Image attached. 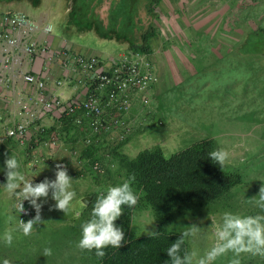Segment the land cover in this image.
Here are the masks:
<instances>
[{
	"label": "rangeland",
	"instance_id": "rangeland-1",
	"mask_svg": "<svg viewBox=\"0 0 264 264\" xmlns=\"http://www.w3.org/2000/svg\"><path fill=\"white\" fill-rule=\"evenodd\" d=\"M60 1L45 0L50 6L43 8L44 12L50 11L47 22L53 24L56 34L88 46L102 58L125 53L122 49L126 43L99 36L101 27L96 21L95 7H74L69 14L65 13L66 8L58 5ZM62 1L65 5L66 0ZM94 1L90 0L89 5ZM143 1L146 0H118L116 8L122 11L127 3L134 5ZM153 1L148 9L156 14L151 20L156 37L151 41L160 51L157 58L153 57L158 80L150 108L155 114L146 115L145 119L140 116L135 132L121 150L136 156L143 149L160 145L165 154L171 156L209 137L215 140L218 151L228 153L221 164L231 169L239 167L243 173V183L234 196L233 208L223 207L213 214L180 221V229L193 236L191 263L199 264L207 251L225 242L218 237L224 227L225 212L252 215L247 209L246 198L249 197L252 209L253 206L256 209L252 216H264V206L256 208L257 200L264 205L261 199L264 189V41H261L264 40V0ZM24 3V6L14 5L33 13L40 11L31 3ZM88 11L89 18L80 23L81 15ZM128 18L125 17L124 22ZM142 18L136 15L134 8L130 10V19L136 24ZM89 22L97 24L98 28L89 29ZM79 27L85 30L79 31ZM252 31L254 34H249ZM128 33L130 35L131 31ZM247 35L249 40L245 38ZM243 39L247 43L238 44ZM257 48H262V52L255 53ZM76 130L77 136L66 141V148L51 158L47 155L37 170L28 164L27 153L31 152L25 145L16 140H0V260L6 258L9 264L94 263L88 248L80 243L86 207L82 198L90 196L92 202V194L100 190L101 184L105 185L107 170L99 177L93 173L83 175L71 168L66 173L69 178L66 191L73 192L74 196L69 205L60 208L59 199L63 195L55 183L60 170L50 163L55 159L74 163L71 148L83 151L79 142L83 130L77 127ZM12 158L17 160L15 168L7 165V160ZM10 173L16 175L10 179ZM45 181L50 185L47 195H22L26 182L35 185ZM10 184L17 186L10 188ZM19 196H23L33 210L32 227L27 233L20 224ZM134 209L132 233L135 236L155 233L157 222L151 210L137 205ZM233 260H239L240 264H264V256L259 253L237 254L232 250L208 264H230Z\"/></svg>",
	"mask_w": 264,
	"mask_h": 264
},
{
	"label": "built area",
	"instance_id": "built-area-1",
	"mask_svg": "<svg viewBox=\"0 0 264 264\" xmlns=\"http://www.w3.org/2000/svg\"><path fill=\"white\" fill-rule=\"evenodd\" d=\"M53 32L51 22L26 12L0 14V86L14 94L9 113L0 107V140L29 145L28 164L37 170L47 155L66 148L63 121L69 119L72 134L76 127L83 130V150L101 157L71 148L74 163H50L66 173L74 167L83 175H103L109 165L104 158L135 132L140 116L152 113L151 91L158 80L153 62L148 53L132 48L102 58L77 50L67 39L53 42ZM17 206L24 226L31 208L23 199Z\"/></svg>",
	"mask_w": 264,
	"mask_h": 264
},
{
	"label": "trees",
	"instance_id": "trees-1",
	"mask_svg": "<svg viewBox=\"0 0 264 264\" xmlns=\"http://www.w3.org/2000/svg\"><path fill=\"white\" fill-rule=\"evenodd\" d=\"M154 33L152 26L147 27L132 47L148 53L149 39ZM248 35L245 38L249 40ZM246 43L243 39L238 44ZM154 114L149 113L148 116ZM63 122L66 131L70 132L74 128L69 119ZM75 135L67 137L66 140H73ZM131 135L112 149L108 158H104L109 164L104 174L105 185L101 184L100 190L92 194V202L84 208L83 225L96 218L93 209L99 199L106 195L107 188L123 182L130 184L137 197L135 204H122L120 216L113 221L114 227L122 232L119 244L102 246V257L97 255L99 250L95 247L87 249L93 264H175L177 259L181 264H192L190 240L193 236L180 229V221H190L203 214H213L223 207L233 208L236 204L234 196L243 183V173L239 167L231 169L222 165L220 160L212 155L213 151H218V146L212 138L196 141L171 156H167L160 145L143 149L136 156H130L121 148ZM29 148L28 145L26 150L29 151ZM83 153L93 158L100 155L93 149H87ZM113 166L115 168H112ZM246 201L249 206L247 209L252 215L256 214L255 206L252 209L253 204H250L252 198L247 197ZM262 203L257 200L256 208H262ZM135 205L151 210L157 222L155 233L146 236H135L132 233ZM176 244H179V247L174 253H170L169 249Z\"/></svg>",
	"mask_w": 264,
	"mask_h": 264
},
{
	"label": "clouds",
	"instance_id": "clouds-1",
	"mask_svg": "<svg viewBox=\"0 0 264 264\" xmlns=\"http://www.w3.org/2000/svg\"><path fill=\"white\" fill-rule=\"evenodd\" d=\"M73 135L74 134H72V136ZM6 141L8 140L3 142ZM84 151L85 150H83V152ZM212 155L216 159L223 161L228 153L227 151L220 150L213 151ZM7 165L9 168H15L17 166V160L15 158L9 159L7 160ZM15 175V173H10L9 178L11 179ZM20 179H23V177L21 176ZM55 183L60 188V194L63 195V198L59 199V207L64 208L66 205H69L74 196L73 192L66 191V186L69 184V178L64 170L58 172V179ZM16 186V184L9 185L10 188H15ZM49 186L50 185L47 181L35 185L26 182L22 195L25 197L47 195ZM261 191V199L264 200V189ZM20 198L29 206L23 196H19L17 201ZM136 200L137 197L128 182L109 186L106 190V195L99 199L97 206L93 209V215L96 218L83 225V238L80 242L81 246L87 248L95 247L99 250L97 255L102 257L104 255V252L100 250L102 246L108 244L118 245L122 238V232L120 229L114 227L113 221L120 216L122 204H135ZM31 211L33 216L32 208ZM76 216L79 218L80 213L77 212ZM31 227V222L24 225V232L27 233ZM4 235L10 241V237L7 236V233H4ZM218 237L225 242L218 243L207 251L206 255L199 260V264H208V261L221 257L229 250H232L237 254L253 252L254 254L259 253L264 256V216H241L239 214L225 212L224 227L222 231L218 232ZM178 247L179 244L173 245L172 248L169 249V252L174 253ZM0 264H9V260L4 258L0 260ZM175 264H181L180 260H175ZM230 264H240V262L239 260H233Z\"/></svg>",
	"mask_w": 264,
	"mask_h": 264
},
{
	"label": "crops",
	"instance_id": "crops-1",
	"mask_svg": "<svg viewBox=\"0 0 264 264\" xmlns=\"http://www.w3.org/2000/svg\"><path fill=\"white\" fill-rule=\"evenodd\" d=\"M90 0H66V3L64 5V2L61 0L58 5L60 7L66 8L65 13L71 14V12L74 10V7H79L82 8L83 5L87 7H95L96 12H98V15H96V21L101 27V31H99V36L102 38H110L109 40H114L116 39L117 41H122L123 43H126L127 46L125 49H122L123 52H126L131 49V47L138 42L140 39L141 33L143 30H145L147 27H150L152 25V18L156 17V14L150 13L149 5L152 2V0H146L143 1L142 3L139 2V4H134L132 5L131 3H127L124 5V8L122 11H117V5L116 2L118 0H96L93 2L92 5H89ZM126 1V0H125ZM26 2L27 4H32L34 7L37 9L39 8L40 11L37 13L29 12L27 9H23L21 7H16L14 4H20V6H24ZM46 6H50V3L45 2V0H0V14L1 13H12L16 11H23L35 18L36 20L40 22H47V18H49L50 11L44 12V9ZM17 8V9H16ZM136 11V15H141L143 17L140 19L139 24H136V21L130 19V10L133 9ZM43 9V10H41ZM40 14L38 15V13ZM89 11L88 12H83L81 15L80 19L78 20L80 23H83V20H87L89 18ZM37 15V16H35ZM128 15V16H127ZM129 17L126 22H124V18ZM77 19V18H75ZM130 20V21H129ZM92 23L89 22L87 25L90 28L95 26L98 28L96 25H91ZM95 24V23H94ZM154 28V27H153ZM71 29V28H70ZM127 29V32L125 31ZM84 27H79V31H84ZM130 35L128 32H130ZM115 34V35H114ZM156 36H152L149 40V47L150 51L148 52L149 58L152 60L153 65L155 66V63L153 61L154 59L158 57V54L160 51L156 50L154 46L152 45V39ZM53 38V39H52ZM52 41H57L59 38L67 39L70 42L73 43L75 48L79 51H87L90 50L92 51L91 48H88V46L81 45L77 42H75L73 39L64 37L62 35H58L55 32H53L52 35ZM258 38V37H257ZM252 39V38H251ZM259 39V38H258ZM261 40V39H260ZM264 41V40H261ZM133 48V47H132ZM262 49V48H261ZM257 50L254 51L255 53L262 52V50ZM96 52L95 50H93ZM102 54V53H101ZM157 61V60H156ZM158 62V61H157ZM154 91L151 92V95H154L156 92V86L154 84L153 86ZM152 88V89H153ZM13 96L14 94L6 87L0 86V107L1 111L4 110L3 113H9L7 112V109H12L13 106ZM3 108V109H2ZM67 132L68 137L72 136V131Z\"/></svg>",
	"mask_w": 264,
	"mask_h": 264
},
{
	"label": "water",
	"instance_id": "water-1",
	"mask_svg": "<svg viewBox=\"0 0 264 264\" xmlns=\"http://www.w3.org/2000/svg\"><path fill=\"white\" fill-rule=\"evenodd\" d=\"M91 198L90 196H85L82 198V203L88 206L90 204Z\"/></svg>",
	"mask_w": 264,
	"mask_h": 264
}]
</instances>
